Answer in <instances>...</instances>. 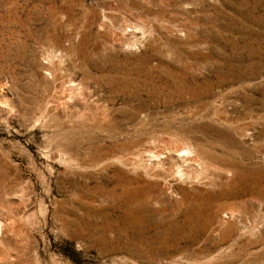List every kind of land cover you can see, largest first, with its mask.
I'll list each match as a JSON object with an SVG mask.
<instances>
[{
  "label": "rangeland",
  "instance_id": "1",
  "mask_svg": "<svg viewBox=\"0 0 264 264\" xmlns=\"http://www.w3.org/2000/svg\"><path fill=\"white\" fill-rule=\"evenodd\" d=\"M0 264H264V0H0Z\"/></svg>",
  "mask_w": 264,
  "mask_h": 264
}]
</instances>
